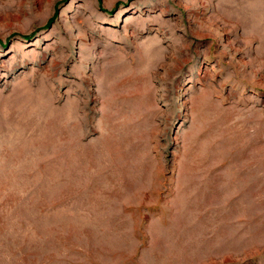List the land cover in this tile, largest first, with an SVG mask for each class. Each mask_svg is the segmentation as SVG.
Wrapping results in <instances>:
<instances>
[{"label": "rangeland", "instance_id": "rangeland-1", "mask_svg": "<svg viewBox=\"0 0 264 264\" xmlns=\"http://www.w3.org/2000/svg\"><path fill=\"white\" fill-rule=\"evenodd\" d=\"M0 264H264V0H0Z\"/></svg>", "mask_w": 264, "mask_h": 264}, {"label": "bare ground", "instance_id": "bare-ground-1", "mask_svg": "<svg viewBox=\"0 0 264 264\" xmlns=\"http://www.w3.org/2000/svg\"><path fill=\"white\" fill-rule=\"evenodd\" d=\"M251 156V155H250Z\"/></svg>", "mask_w": 264, "mask_h": 264}]
</instances>
